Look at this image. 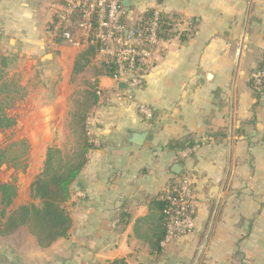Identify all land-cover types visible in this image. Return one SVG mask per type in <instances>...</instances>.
Here are the masks:
<instances>
[{"label":"crops","instance_id":"crops-1","mask_svg":"<svg viewBox=\"0 0 264 264\" xmlns=\"http://www.w3.org/2000/svg\"><path fill=\"white\" fill-rule=\"evenodd\" d=\"M59 2L0 0V59L15 72L31 66L33 81L41 67L44 129L63 135L73 85L99 92L87 123L94 149L65 205L68 237L38 250L57 254L60 262L50 264H264V101L249 86L264 65V0H122L127 28L158 12L173 34L152 51L143 87L126 90L129 102L100 74L98 55L75 76L85 48L47 38ZM138 104L152 111L149 120ZM187 145L196 150L184 159L178 147ZM174 165L192 178L196 223L162 246L158 201Z\"/></svg>","mask_w":264,"mask_h":264},{"label":"built area","instance_id":"built-area-1","mask_svg":"<svg viewBox=\"0 0 264 264\" xmlns=\"http://www.w3.org/2000/svg\"><path fill=\"white\" fill-rule=\"evenodd\" d=\"M123 18L122 0H60L52 7V18L45 33L54 44L96 47L101 62L115 65L113 80L124 85L125 94L118 95L117 99L129 102L132 97L126 95V90L134 92L143 87L152 51L162 41L158 38V12L133 28H127ZM250 81L251 90L264 101V65L252 73ZM136 109L142 119L152 117L148 107L138 104ZM195 150L194 146L186 148L179 156L188 158ZM160 199L167 202L163 211L165 237L161 243L165 246L190 235L195 229L197 202L190 175H178Z\"/></svg>","mask_w":264,"mask_h":264},{"label":"trees","instance_id":"trees-1","mask_svg":"<svg viewBox=\"0 0 264 264\" xmlns=\"http://www.w3.org/2000/svg\"><path fill=\"white\" fill-rule=\"evenodd\" d=\"M153 12H148L142 19V23L152 18ZM171 25L166 16L159 14L158 38L167 41L173 37ZM61 44V42H58ZM97 55L96 47L85 48L77 57L73 74H80L90 58ZM261 64L258 68H261ZM100 74L113 79L116 74L114 64L100 62ZM0 88H8L7 82L0 78ZM252 87V81L249 83ZM93 86L86 91L81 100L76 101L72 113V133L75 138V152L73 156L65 157L61 150L56 147H49L46 150L41 173L31 185V196L39 202L38 205H22L13 210L7 217V210L11 207L16 198V188L12 184H0V237L5 238L19 229L24 228L33 239L36 246L41 249L50 248L60 239H66L72 226V221L65 210L66 203L71 199V187L88 162V154L94 149L88 135L87 120L93 107L98 104V98ZM259 99V95L255 94ZM12 97L7 94L6 98L0 99V131H7L14 127L15 119L6 114L5 108ZM5 107V108H4ZM179 146L180 151L190 148ZM28 150L27 142L17 141L7 148L0 149V168L3 165L19 164ZM182 174V173H180ZM176 176L170 183L174 182ZM165 195V193L163 194ZM159 210L163 222V236L165 237L164 209L167 202L159 200ZM3 221V222H2ZM109 264H127L125 260H114Z\"/></svg>","mask_w":264,"mask_h":264},{"label":"rangeland","instance_id":"rangeland-1","mask_svg":"<svg viewBox=\"0 0 264 264\" xmlns=\"http://www.w3.org/2000/svg\"><path fill=\"white\" fill-rule=\"evenodd\" d=\"M20 67L22 66L20 65ZM14 70H17V66L0 59V78L9 83L7 84L8 88L1 86L0 99L6 98L7 94L12 97L7 103L8 106L4 108L6 114L15 119V125L12 129L0 131V149L7 148L17 141L24 140L27 142L28 150L19 164H7L0 168V184L7 183L14 185L17 193L11 207L7 210L6 217L19 206L39 204L31 196V185L42 171L47 148L56 147L61 150L65 157L71 158L73 156L75 152V138L71 128L72 113L75 102L79 101L84 93L89 90V87L88 90L86 88L82 94V90L80 89L75 91V87L77 88L78 85H73L74 93L68 101L66 123L64 124L63 135L60 137L57 131L53 132V129L48 130L43 128L44 113L42 104L46 102V96L40 91L44 86V83L40 79L41 72H43L41 67L35 70L36 78L34 81L29 79L30 76H33V72H30L32 70L31 66H24L23 71L15 72ZM85 78L86 76H83L82 80H86ZM76 80L78 79L72 80L71 84L76 83ZM82 80L79 81V86L87 87L86 83ZM37 89H39V92L36 96ZM28 93L31 96H27ZM38 100L40 110L33 112L32 106L34 105V101ZM44 134L47 136L46 141L48 142L46 144L44 143ZM51 139L52 142L50 143ZM66 248H69V246L66 245ZM38 249L26 230L21 228L8 237H0V264H50L56 261L60 262L57 260L58 256L56 253ZM60 249L61 246L54 247L53 251L57 252Z\"/></svg>","mask_w":264,"mask_h":264},{"label":"water","instance_id":"water-1","mask_svg":"<svg viewBox=\"0 0 264 264\" xmlns=\"http://www.w3.org/2000/svg\"><path fill=\"white\" fill-rule=\"evenodd\" d=\"M119 86L121 88H124L123 84H119ZM142 138H143V136H141V135L139 137H137L136 138L137 142L139 143ZM181 170H182V168L179 165H174L172 168V173L175 174L176 176H178V175H180Z\"/></svg>","mask_w":264,"mask_h":264}]
</instances>
